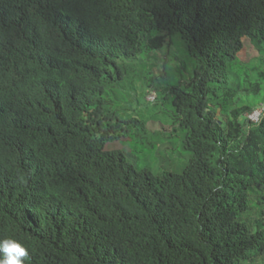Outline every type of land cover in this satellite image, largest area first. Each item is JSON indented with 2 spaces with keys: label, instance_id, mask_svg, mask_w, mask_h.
Here are the masks:
<instances>
[{
  "label": "trees",
  "instance_id": "obj_1",
  "mask_svg": "<svg viewBox=\"0 0 264 264\" xmlns=\"http://www.w3.org/2000/svg\"><path fill=\"white\" fill-rule=\"evenodd\" d=\"M168 39L192 76L154 90L192 157L154 173L108 146L146 134L120 95ZM263 102L264 0H0V239L30 264H260Z\"/></svg>",
  "mask_w": 264,
  "mask_h": 264
},
{
  "label": "rangeland",
  "instance_id": "obj_2",
  "mask_svg": "<svg viewBox=\"0 0 264 264\" xmlns=\"http://www.w3.org/2000/svg\"><path fill=\"white\" fill-rule=\"evenodd\" d=\"M168 41L162 48L140 57L134 64V73L128 79L129 83H126L127 89L122 90L120 95L122 102L119 104L118 114L141 120L146 134L138 137L133 133L108 146L129 153L130 160L137 167L151 169L154 173L167 166L172 171H178L192 157V152L185 150L180 142L177 143V136H168L174 128V116L167 103L160 100V96L155 102H150L147 97L150 89H158L163 93L170 83L179 81L181 73L187 77L192 76L191 61L177 44L170 43L169 39ZM245 41L246 46L240 56L243 60H249L258 53L250 41ZM184 61L187 67L183 71ZM167 160L171 163L166 164ZM260 264H264V259L260 260Z\"/></svg>",
  "mask_w": 264,
  "mask_h": 264
},
{
  "label": "clouds",
  "instance_id": "obj_3",
  "mask_svg": "<svg viewBox=\"0 0 264 264\" xmlns=\"http://www.w3.org/2000/svg\"><path fill=\"white\" fill-rule=\"evenodd\" d=\"M0 264H30L25 242L14 238L0 239Z\"/></svg>",
  "mask_w": 264,
  "mask_h": 264
},
{
  "label": "built area",
  "instance_id": "obj_4",
  "mask_svg": "<svg viewBox=\"0 0 264 264\" xmlns=\"http://www.w3.org/2000/svg\"><path fill=\"white\" fill-rule=\"evenodd\" d=\"M148 100L150 102L157 101L158 92L156 90H150L148 92ZM264 117V102L261 103L256 109L252 112L246 114V119L253 123H259Z\"/></svg>",
  "mask_w": 264,
  "mask_h": 264
}]
</instances>
